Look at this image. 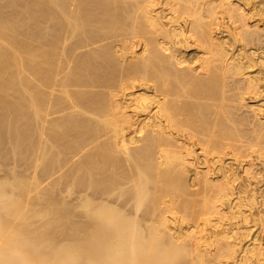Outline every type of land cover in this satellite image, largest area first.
Here are the masks:
<instances>
[{
	"label": "bare ground",
	"instance_id": "obj_1",
	"mask_svg": "<svg viewBox=\"0 0 264 264\" xmlns=\"http://www.w3.org/2000/svg\"><path fill=\"white\" fill-rule=\"evenodd\" d=\"M24 1L0 0V152L8 145L33 176L12 169L0 181V264H257L264 248L239 221L263 200L244 181L235 188V164L220 155L264 151V101L243 104L259 92L246 69L264 50H232L237 40L262 46L264 8ZM253 12L261 21L248 22ZM230 99L250 116L234 115ZM252 163L241 170L248 183L261 173Z\"/></svg>",
	"mask_w": 264,
	"mask_h": 264
},
{
	"label": "rangeland",
	"instance_id": "obj_2",
	"mask_svg": "<svg viewBox=\"0 0 264 264\" xmlns=\"http://www.w3.org/2000/svg\"><path fill=\"white\" fill-rule=\"evenodd\" d=\"M23 1H24V0H23ZM27 1H28V0H27ZM233 1L236 2V0H233ZM238 1L241 2L242 0H241V1L238 0ZM245 1H246V0H245ZM245 1L243 0L242 3H244ZM248 1H249L250 5H249V3L246 2L245 5L243 4L244 7L247 8L246 5H249V6H251V5L254 6V5H255L254 7H252V6H251V7H252V8H255L256 11H257V10H258L259 12H260V10L263 11L262 8H264V0H248ZM25 2H26V1L22 2V4H24ZM249 6H248V7H249ZM18 8H21V7H18ZM18 8H17L16 10H18ZM260 8H261V9H260ZM21 9H22V8H21ZM259 9H260V10H259ZM6 10H7V9H6ZM9 10H11V9L9 8ZM9 10H8V11H9ZM247 10H248V8H247ZM8 11H6V12H8ZM20 11L23 12V10H20ZM22 12H20L21 14L18 13L17 16H18L19 14H20L19 17L23 16V15H22ZM249 12H250V11H249ZM9 13H10V12H9ZM9 13L6 14V15H9ZM4 14H5V13H4ZM250 15H251V14H250ZM253 15H254V12H253L252 15L249 17V20H248L249 23H254L256 20H257V21H261L262 16L256 14V15H254V16H256V18H255ZM259 16H260L261 18H258ZM252 19H253V21H252ZM263 21H264V19H263ZM22 23H24L23 25L26 26L24 29H26V28H27V29H32V26H33V25L30 24L31 22H30L28 19L25 20V21L23 20ZM24 26H23V27H24ZM23 27H22V28H23ZM22 28H21V29H22ZM24 29H22V33L24 32V31H23ZM27 29H26V30H27ZM218 30H219V34L225 36L224 39L227 40L230 44H232L231 41L228 40V39H229L228 36H231V34H230V35L228 34L229 29L225 28L224 25H223V26H221L220 28H218ZM9 32H10V31H9ZM20 32H21V30H20ZM9 34H12V33H9ZM23 34H24V33H23ZM20 35H21V36H20ZM24 36H25V35H24ZM24 36L20 33V34L18 35V38H20V37L22 38V37H24ZM26 37H27V36H25V38H26ZM21 38H20V39H21ZM25 38H22V41H23ZM28 39H29V38L27 37L26 40H25V42H24L25 44H28V43H26V42L31 41V39H29V40H28ZM240 41H241V40H240ZM238 42H239V41L237 40V42L233 43V47H232V50H233L234 52H235V50H236V53H237V50H239V49H241V50L243 51V52H242V51L240 52V50H239V51H238L239 53H243V54H244V52L248 53V51L251 52V51L253 50L252 48H254V47H255L254 50H255V52H256V56H258V55L260 56V54L264 53V51H262V50H264V45H263L264 43L262 44L261 47L258 48L257 46H254V45H252L253 47H251L250 45H247V44H245L244 42H243V43H244V44H243L242 41H241V44L238 43ZM31 44H32V42H30L29 45H31ZM242 44H243V45H242ZM240 45H241V46H240ZM246 45H247V46H246ZM192 46H193V45H191L190 47L185 48L186 51H185V49L183 50V51H185L184 54H185L186 58H188V59L194 58V57L196 56V53H197V50L195 49V47H194V46L192 47ZM237 46L240 47V48H238ZM242 46H243V48L246 49V50H244V49L242 48ZM235 47H236V49H235ZM249 47H250V48H249ZM256 47H257V48H256ZM260 48H261V49H260ZM249 49H250V50H249ZM259 49H260V51H262V53H261L260 51H258ZM247 50H248V51H247ZM193 53H194V54H193ZM257 53H258V55H257ZM259 53H260V54H259ZM244 55H245V54H244ZM187 56H188V57H187ZM192 56H193V57H192ZM251 64H252V63H251ZM248 68H249L250 70H249ZM248 68L246 69V72H248L249 74L251 73L252 75L250 74V76H253V77H257V76H258V77H259V78H257V79H259V81H258V83H257V86L259 85L261 88L258 86V88H259L258 91H259V92H256V95L254 94L255 92H251V91H247V93L249 92L248 94H244V93H243V94L245 95V96L243 97V99H245V100L243 101V104H244V103L246 104V102H247V105L249 104V106H251L253 103H256V104H253V106H254V105L257 106V104L259 105V103L261 104L262 101H264V84H263V82H264V62H263V63L254 62V63H253L251 66H249ZM254 74H255V75H254ZM256 75H257V76H256ZM260 79L263 80V81H260ZM259 83H260V84H259ZM262 84H263V85H262ZM9 89H10V90L7 89L6 92L9 91L8 94H10V93H11V94H10L9 96L6 94V95H7V98L9 97L8 99H12V100H13V99H15L16 95H15L14 92H10V91H13L11 88H9ZM260 89H261V91H260ZM260 92H261V93H260ZM245 93H246V92H245ZM258 93H259V94H258ZM232 94H235V92L232 93ZM232 94H230V95H232ZM243 94H242V95H243ZM261 94H262V95H261ZM12 95H15V96H14V97H11ZM258 95H259V96H258ZM234 96H235V95H234ZM257 96H258V97H257ZM235 97H236V96H235ZM235 97H233V98H235ZM231 98H232V97H231ZM233 98H232V99H233ZM232 99L226 101L225 104L228 105V104H230V102H231V103H232V106H233V104H237V105H238V102H237V101L233 102ZM234 100H235V99H234ZM258 100H259V101H258ZM261 100H262V101H261ZM260 101H261V102H260ZM257 102H258V103H257ZM26 103H27V102H26ZM24 105H25V104H24ZM230 105H231V104H230ZM237 105H234L233 108L236 106L238 110H237L236 107H235L234 110H232V111L237 110V111H239V113H237V111H236V113H235V112L233 113L234 115L236 114V116H238V114L242 113V114H243L242 117H245V116L248 117V116H250V114H248V112L246 111V110H247V107H243V109H244V108L246 109V110H245V109L243 110L239 105H238V106H237ZM238 107H239V108H238ZM233 108H232V109H233ZM26 109H27V108H26ZM242 111H243V112H242ZM244 114H246V115H244ZM240 115H241V114H240ZM247 115H248V116H247ZM238 117H239V116H238ZM263 117H264V116H263ZM239 118H240V117H239ZM250 118H251V119H250ZM245 119H246V118H245ZM249 119H250V120H249ZM243 120H244V119H243ZM247 120L250 121V123L253 121L252 123L254 124V120H253L252 116L249 117ZM247 120H246V121H247ZM246 121H243V124L241 123V127H242V128L245 127L246 129H247V128L250 129V127H251L253 124L251 123V124H252V125H251V124L247 121V123L250 124V125H249L250 127H248V124H247V123H245V125H244V122H246ZM242 125H243L244 127H243ZM253 126H254V125H253ZM245 128H244V129H245ZM252 128H253V127H251V129H252ZM249 129H248V130H249ZM251 129H250L249 131H251ZM248 130H247V131H248ZM196 144H197V145H196ZM5 145H6V144H5ZM5 145H3V147H4ZM6 146H8V145H6ZM6 146L2 149V150H3V152L1 151L2 154L5 153V152H8V151H5V150H8V149H9V147H8L7 149H5ZM196 146H197V147H196ZM195 147H196V148H195ZM263 147H264V145H263ZM193 148H194V150L196 151V153H198V155H199V152H200L199 148H200V147H199V145H198L197 142L194 144ZM225 149H226L227 151H229V149H230V150H233V149L230 148V147H229V149H228V147H227V148H224V150H223L224 155H223V153H222V155H220V156H221V158L223 159V161H225L226 164H229V165H230V163H232L233 165L235 164V165H234L235 172L237 173V171H238L237 174H238V176L240 177V178L238 177V178H237V181L235 182V188L237 189V187H238L237 183H240V185H242L241 182L244 181V184H243V185H245V183H246V185L249 184V186H250V187L247 186V189L254 188V189H255V192L257 193V195H258V194L260 195L261 198H258L259 195H258V197H257V203H259L258 200L261 201L260 199H262L263 202H264V180H263V179H264V165H263V164H264V151L257 152V153H258V155H257V153L254 152V151L251 152L250 150H244V151L241 150V151L239 152V153H240V157H238L237 155H239V154H237V153H238L237 150H234L233 152H232V151L227 152ZM9 150H10V149H9ZM197 150H198V151H197ZM224 151H225V152H224ZM235 151H237V152H236L237 155L234 153ZM245 151H247V153L250 152V154H249V155L247 154V155L245 156V154H246ZM1 152H0V153H1ZM10 152H11V151H10ZM230 152H231V153H230ZM242 152H243V153H242ZM253 152H254V154L256 153V155L258 156V159H257V160H255V158H253V157H255V155L252 154ZM200 153H201V152H200ZM225 153H226V154H225ZM2 154H0V155L2 156ZM7 154H9V155H8V159L6 160V162H5V157L7 156L6 154H3L4 157L2 156V157L0 158V161H1L0 164H1L2 166L4 165V167H2V166L0 165V181H1V179H3V181H5V180H6L5 178H7V180L10 179V178H12L11 175L14 174L15 170H16V172H15L16 174H18L17 172H19L18 175H21L22 177H23V175H24V178H25V176H26V179L30 180V177L33 176V174L31 175V173H33V170H31L32 168H31V169H27V167L30 168V164H31V162H29V165H28V164H27L28 162L26 161V164H25L24 161H17V160H16L17 158H14L15 156L12 157L13 159H15V160H13L12 158H11V159L9 158V157L12 156L11 153L8 152ZM216 154H217V155H216ZM230 154H231V155H234V154H235L237 157H236L235 155H234V156H231ZM242 154H243L244 156H243ZM215 155L218 156V153H215ZM215 155H213V156H215ZM241 155H242L243 157H241ZM250 155H251V156H250ZM259 155H260V156L263 155V157H262V156L260 157ZM222 156H223V157H222ZM224 156H225V157H224ZM249 156L251 157V158H250L251 160H249V158H248ZM257 156H256V158H257ZM200 157H201V158H200ZM229 157H230V158H229ZM244 157H246V158H244ZM3 158H4V159H3ZM199 158H200V159H198V162H200L199 168L202 169V168L204 167L203 164H202V162H201V161H203V158H202V156H200V155H199ZM208 158L211 160L212 157L209 155ZM233 158H234V159H233ZM241 158H242V159H241ZM259 158H260V160H259ZM262 158H263V159H262ZM2 159L4 160V162H3ZM222 159H221V160H222ZM239 159H240V160H239ZM252 159H254V160H252ZM261 159H262V161H261ZM229 160H230V161H229ZM245 160H247V161H245ZM243 161H244V162H243ZM251 161H253V163H252ZM2 162L5 163V164H2ZM17 162H18V163H17ZM20 162H21V163L23 162L22 164H24V165H22ZM255 162H256V163H255ZM258 162H260V163H258ZM261 162H263V163H261ZM19 163H20V164H19ZM247 163H248V164L252 163L253 165H254V163H255L257 166H256V165H255V166L252 165V168L254 167L253 169H255V170H259V172H260V170H261V173H259V174L256 176V178H252V177L249 176L250 179H253V180H249V179H248V181H250L249 183L247 182V180H245V179H247V178H245L246 175H245V174L242 175V172H243V171H241V170H243V167H242V166H244V165L247 166V165H248ZM18 164H19V165H18ZM232 164H231V167L233 168V165H232ZM26 165H27V166H26ZM215 165H216V164H215ZM245 166H244V167H245ZM249 166H250V165H249ZM259 166H260L261 168H260ZM12 167H13V168H12ZM250 167H251V166H250ZM255 167H256V168H255ZM234 168H233V169H234ZM257 168H258V169H257ZM12 169H15L14 172H11ZM189 169H190V168H189ZM236 169H237V170H236ZM29 170H30V171H29ZM31 171H32V172H31ZM188 171H190L189 173H190L191 175L188 173ZM188 171H187V178H186V180L189 179L188 182L190 181V183H191V179H192L193 176H192L191 169L188 170ZM240 171H241V172H240ZM7 172H8V173H7ZM239 172H240V173H239ZM10 173H11V175H10ZM20 173H21V174H20ZM22 174H23V175H22ZM260 174H261V175H260ZM244 175H245V176H244ZM190 176H191V178H190ZM242 176H244V178H245L244 180H242V179H243ZM260 176H261V177H260ZM8 177H9V178H8ZM241 177H242V178H241ZM257 178H258V179H257ZM261 178H262V179H261ZM240 179H241V180H240ZM255 179H256V181H255ZM25 181H27V180H25ZM31 181H32V177H31ZM31 181H27V182H30V183H31ZM240 181H241V182H240ZM245 181H246V182H245ZM255 182H256L257 184H256ZM47 183H48V181H44V182H42V184H41L40 186L43 187V185H44L45 188L48 189L49 187H47V186H48ZM27 184H28V183H27ZM246 185H245V186H246ZM236 186H237V187H236ZM197 187H200V186H199V185H196L195 187H193V190L196 189ZM260 187H261V188H260ZM41 189H42V188H41ZM43 189H44V187H43ZM198 189H199V188H198ZM256 190H257V191H256ZM29 193L34 194V191L31 190V192H29ZM31 194H30V196H32ZM194 196H195V195H194ZM194 196H192L194 199H195V197H196V199H199V198H200L199 196H195V197H194ZM192 197H191V198H192ZM197 197H198V198H197ZM263 202H261V203L258 205L259 207L256 205V207H253L252 210H251V212H252V214H251L252 217H253V218L256 217V221H255V223H254V219H255V218L253 219V218L251 217L250 214H249L250 216L247 214V218H246L247 220L244 221V222L239 221V222H240L239 224H242V223H243L242 225H245V224H246L248 228L253 227L252 229H249V230H248L249 237L251 236L250 238H252V239H253V238H256V239H257V238H258V239H257V240H259L258 242H260L261 245H262V247L264 248V245H263V243H264V220L261 221V220H259V218L257 217V216H259V217H262V219H264V216H263V215H264V212L262 211V210L264 209V208H263V207H264ZM260 207H262V208L260 209ZM254 208H256L257 211H256V210H253ZM257 208H258V209H257ZM259 209H260L262 212H260ZM254 211H255V212H254ZM249 212H250V210L247 211V213H249ZM251 212H250V213H251ZM253 212H254L255 214H256L257 212H259V213H258V215L256 214V216H254L255 214L253 215ZM260 213H262V214H260ZM259 214H260L261 216H260ZM177 216H179V215L177 214ZM250 218H251V219H250ZM248 219H249V220H248ZM252 219H253V220H252ZM257 221H258V222H257ZM259 221H261V222H259ZM246 222H247V223H246ZM248 222H249V224H248ZM250 222H252V223H250ZM262 222H263V223H262ZM186 224H187V223H186ZM249 225H250L251 227H250ZM256 228H257V229H256ZM258 228L260 229V231H259ZM256 231H257V232H256ZM262 232H263V233H262ZM260 234H261V235H260ZM255 235H256V236H255ZM257 235H258L259 237H258ZM263 253H264V249L262 250V254L260 255V257L258 256V263H259V264H261L260 262H262V264H263V262H264V261H263V260H264V255H263ZM262 255H263V256H262ZM261 256L263 257V259L261 258ZM261 259H262V260H261ZM259 260H260V262H259ZM256 261H257V260H256ZM255 263H256V262H255ZM255 263H254V264H255ZM258 263H257V264H258Z\"/></svg>",
	"mask_w": 264,
	"mask_h": 264
}]
</instances>
